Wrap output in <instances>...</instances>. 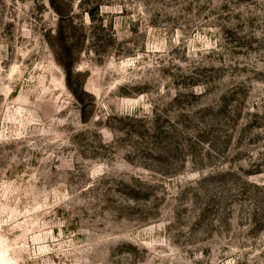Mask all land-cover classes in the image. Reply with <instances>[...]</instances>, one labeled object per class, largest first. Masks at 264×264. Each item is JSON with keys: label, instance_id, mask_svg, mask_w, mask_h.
<instances>
[{"label": "rangeland", "instance_id": "rangeland-1", "mask_svg": "<svg viewBox=\"0 0 264 264\" xmlns=\"http://www.w3.org/2000/svg\"><path fill=\"white\" fill-rule=\"evenodd\" d=\"M0 264H264V0H0Z\"/></svg>", "mask_w": 264, "mask_h": 264}]
</instances>
